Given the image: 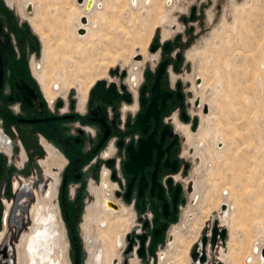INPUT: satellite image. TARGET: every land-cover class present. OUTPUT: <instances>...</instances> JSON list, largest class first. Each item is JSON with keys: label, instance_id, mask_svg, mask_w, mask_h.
Listing matches in <instances>:
<instances>
[{"label": "rangeland", "instance_id": "rangeland-1", "mask_svg": "<svg viewBox=\"0 0 264 264\" xmlns=\"http://www.w3.org/2000/svg\"><path fill=\"white\" fill-rule=\"evenodd\" d=\"M28 1L0 0V40L8 56L24 58L35 79L32 60L37 62V70L41 71L44 67V48L40 35L21 12ZM32 1L35 6L32 19L36 20V25L46 35H51L50 43L56 53L49 62L45 59L48 72L46 78H50L54 87L62 89L54 96L55 100L67 95V99L75 100L76 106L77 102L83 105L82 95L88 91L86 102L89 101L94 83L108 75L113 67L129 65L134 71L136 67H141L139 62L135 63L137 57L134 55L142 52L144 58L149 59V45L154 38L160 42L163 36H168V30L171 34L169 39L176 34L182 35L185 41L180 48L192 61L185 60L184 63H189L190 68L184 67L177 75L181 74L187 87L191 88L193 83L190 79L193 78L199 84L197 77L203 76L204 67H207V89L197 87V95L194 91L193 94L199 101V95L204 93L208 98L210 91H213L211 116L214 118L211 120L208 117L204 121L198 135H194L192 144L187 137L186 140L183 137L182 162L187 163L188 167L182 178L195 181V192L185 197L177 220L164 236L159 251L167 252V259L161 261L160 254L154 264H176L177 260L173 257L179 252L180 244L177 247L174 243L169 244L173 241L170 238L174 234L176 239L177 232H180L186 239H194L199 231V227L194 228L195 222L200 224L203 220L202 229L207 224L211 226L212 216H219L222 212L220 206L216 207L220 200V203L230 204V217L226 223V226H230L229 247L225 253L231 247L230 252L236 254L239 260L253 263L255 255L258 257L254 248H261L264 244V0H140L136 6L131 5V0H100L106 3L105 9L97 8L90 14L98 26L94 27L92 22L88 34L81 37L74 33L79 14L76 8L83 6L86 0L82 4L77 0ZM193 7L196 15L191 21L189 14ZM26 8L27 15L34 13V9L28 11ZM189 27H193L192 32L188 31ZM241 39L245 43L243 46L237 44ZM194 52L197 55L195 58L192 57ZM141 59L142 56L137 60ZM147 64L150 65V62ZM200 109L203 114V105L191 107L190 111L194 114ZM209 128L213 132L210 139L206 140L202 135H206ZM216 151L221 154L216 155ZM45 156V153L34 156L30 159L29 171L19 173L23 182L35 178L33 186L39 191L43 190L46 177L36 160L44 159ZM52 181L56 179L53 177ZM90 181L88 175L87 189ZM73 187L70 184V193ZM46 192H39L40 199L46 196ZM56 199L58 202V196ZM34 201L32 196H28L25 205L32 202L36 204L38 200ZM85 201L77 220L82 247L80 264H87L90 257L84 226L87 212L84 213V210L93 201V197H85ZM55 202L53 204L56 206ZM123 208L131 211L127 206ZM21 212L19 227L8 224L14 246L19 239L22 240L24 234L30 232L32 225V220L28 221L26 209ZM120 214L129 220L119 228L118 233H123L132 217L126 212ZM64 226L70 260L67 264H74L69 234ZM104 239L106 244L113 240L108 234ZM56 251L53 253L55 258ZM121 254L120 264H130V258L137 259L133 255L127 260L130 255H124V248ZM7 258H2L0 264L7 263V260L17 264V250L14 248V252ZM225 264L235 263L225 261Z\"/></svg>", "mask_w": 264, "mask_h": 264}, {"label": "flooded vegetation", "instance_id": "flooded-vegetation-1", "mask_svg": "<svg viewBox=\"0 0 264 264\" xmlns=\"http://www.w3.org/2000/svg\"><path fill=\"white\" fill-rule=\"evenodd\" d=\"M29 1L23 5L21 12L42 40L44 67L41 71L37 70V62L32 60L33 74L36 75L35 79L41 89L31 75L24 58L15 55L8 56L0 40V49L3 55V73L0 79V204L2 206L0 260L2 258L8 259L7 257L12 251L14 252L15 248L18 255L17 264H31V254L35 251L34 244L39 239L42 245L40 253L46 255L47 259L44 264H67L70 260L65 238L64 225H66L70 246L74 254L73 262L75 264L77 245L79 247L80 264L82 247L77 232V220L80 209L88 201V199L85 201V197L91 196L93 201L89 205L87 204L84 210V213L87 212L84 226L86 227L87 247L89 250L96 248L93 249L94 252H90L87 264H108L105 259V257H108L107 242L104 238H99L97 242L91 237L93 233H99L100 230H106L109 227L107 213L121 216L123 219L117 229L114 256L110 264H113L115 258L118 259L117 264L121 263L123 248L124 255H130L126 258L127 260L133 255L137 258H130V264H154L160 254H162L161 261H165L168 257L167 252L159 251L164 236L172 223L177 220L185 197L192 190L193 194L195 192V181H185L182 178L188 165L182 162L184 155L181 153V142L183 137L185 140L187 137L192 144L194 135H198L202 124L212 114L213 91H210L211 95L208 98L204 93L199 95L200 102H197L198 99L193 94L194 91L197 95V87L203 90L207 89V67H204L203 76L197 77L200 83L197 84L198 82L193 81V78H191L193 85L191 88L187 87L188 84L181 78V74L180 76L177 74L184 67L189 69L190 64L184 62L185 60L190 62L192 59L187 56L186 52L184 54L180 48L185 41L182 35L180 34L179 38L176 39V34L172 39H169L171 34L168 30L166 32L167 37L163 36L164 38L160 39V42L158 39L157 42H152L156 43L158 47L150 52L151 57L149 59L144 58V53H138L142 56V59L140 61L136 59L135 63L138 64L139 62L141 67H136L135 71L130 69L129 65L128 67H113L112 72L97 81H105V88H108L111 83L115 84L116 97L112 103L98 100L92 105L90 98L86 102L89 91L86 95H82L83 105H79L77 102L76 106L75 100L67 99V95L62 96L60 100H55L54 96L62 89L54 87L50 82V78H46L45 81L41 78V73L46 67L45 47L41 34L36 30L35 23L32 22L35 6L32 15L25 13L28 3L34 5L32 0ZM100 2L103 3L104 7L102 6L103 8L98 10H104L106 3L104 1ZM131 5H134L132 0ZM191 14L192 10L189 14L192 21L195 19L196 9L193 18H191ZM183 21L186 22V20ZM174 26L176 24L172 27ZM176 31L179 32L178 29ZM188 31L192 32L193 27H189ZM166 40L170 41L171 61L166 65L165 72L161 76L160 92L164 91L166 83V89L171 93L173 103L169 104L167 101V107H161L156 120L157 130H166L162 142L160 132L151 134L154 144H151L150 140L144 148L145 151L149 149L150 162L143 168L142 173H137L135 178L132 179L127 177L124 170V164L129 160V146H131L130 149L136 151L139 141H146L149 136L138 129H133L135 120L143 111L141 87L147 81L144 73L148 69L151 71V79L145 90V100L146 105H148L150 102V86L155 79L156 67L159 62L168 56L162 51ZM20 42H23V40ZM195 52L192 54L193 58L197 56ZM178 55H180V58ZM147 62H150V65ZM176 63L177 69L175 70ZM123 71H126L125 75H122ZM17 82L21 87L17 85ZM97 82L94 83L93 88ZM122 85L125 86V89H121ZM210 88L212 89V87ZM160 98H156V107L161 105ZM204 104H209L210 113L208 115L202 114L201 109L194 114L190 111L191 107L198 108ZM183 112L187 115L188 120L183 118ZM146 114L144 115L146 119L144 118L143 124L148 132L152 133L155 128V121L152 113ZM195 116L200 117L201 120L198 132L190 130L192 119ZM180 127L183 129H180ZM159 143H161L160 146ZM168 146V161L170 163L175 161V168L172 165L163 164L162 160H160L157 168L158 149L160 148L162 155H165ZM42 153L46 154L45 158L37 159L36 164L42 166L46 182L43 190L39 191L33 186L36 183L35 178H28L23 182V178H20L19 173L29 171L30 159ZM88 175L92 180L89 183V189H87ZM53 177L56 179L55 182L52 181ZM141 177L142 190L140 194L139 181ZM190 182L192 183L191 190H189ZM70 184L74 185L72 193H70ZM177 185L180 188L174 200ZM128 190L129 196L127 198ZM39 192H46V196L40 199ZM160 192L162 198L157 196ZM140 195L141 200H139ZM28 196H32L33 201L38 200L37 203L34 204V201L26 206ZM163 200L166 202L165 209ZM54 201H56V206L53 204ZM106 201H108V205H106ZM113 204L118 205V208L114 209ZM125 206L129 207L131 211L124 209ZM23 209H26L28 221L31 222L30 220H32V225L30 232L24 234L22 240L19 239V242L14 246L13 239H11L12 233L8 231V224L12 223L19 227L21 223L19 216L22 214L21 210ZM123 212H126L129 216L131 215L132 218L126 231L118 233L119 228L129 222V220H125L123 214H120ZM3 215L5 216L3 217ZM173 236L170 238L173 241L169 244L174 243L175 247L179 244L180 247H184L189 241L185 236L180 235V232H177L176 239L174 234ZM54 237L58 239V245L53 244ZM142 237H144L143 242ZM119 239L122 242L121 246L118 245ZM180 247L178 248L179 252L173 258L177 260L176 264H186L185 255L182 253L185 248L181 249ZM141 248L143 249L141 251L143 256L139 254ZM56 249L57 256L55 258L53 256L54 252H52V255H50V252ZM6 262L5 264H13L9 260ZM187 262L190 264L189 253ZM36 264H41L40 260Z\"/></svg>", "mask_w": 264, "mask_h": 264}, {"label": "water", "instance_id": "water-1", "mask_svg": "<svg viewBox=\"0 0 264 264\" xmlns=\"http://www.w3.org/2000/svg\"><path fill=\"white\" fill-rule=\"evenodd\" d=\"M77 2L82 4L83 0H77ZM92 5H93V0H87L86 4H85V11L89 12L92 8ZM191 10H192L191 18H193L195 8L193 7ZM80 21L82 23L86 24L87 18L85 16H82L80 18ZM77 30H78V33H81V34L85 33V29L82 27H80ZM179 36L180 35L177 34L176 39H178ZM153 41L157 42V39L154 38ZM156 47H158L156 43H150L149 50L154 51L156 49ZM170 49H171L170 41L164 42L163 47H162V51L165 54H167L168 56H166L161 62H159L157 67H156L155 79L150 86V102L148 105H146L145 90L147 89L148 83L151 79V71L148 69L144 73L147 81L141 87V99H142L143 111L138 115L137 119L135 120L134 125H133V129H138L144 133H147V135H149V136H148V139L146 141L145 140L139 141L136 151H133L132 149H130L131 146H129V152H128L129 153V160L124 164V170H125L127 177H131L132 179L135 178L137 173H142L143 168L146 165H148L150 162L149 149L145 151L144 148H145V144H147V142L149 143L150 140H151V144H154V142L151 139L152 138L151 134L160 132L161 142H162V137L166 131V130H163V131L157 130L156 120L158 117V113L161 111V107H167V103H166L167 101L169 104L173 103V101L171 99V93L169 91H167V89H166V85H167L166 83L164 85V87H165L164 91L160 92L161 76L165 72L166 65L168 63H170V61H171V56H170V52H169ZM134 56L137 57V59L141 58V55H139V54H136ZM178 57L180 58V55H178ZM0 66H1V70H0V79H1L2 73H3V55H2L1 49H0ZM174 69L175 70L177 69V63L175 65ZM109 72H112V69ZM125 72L126 71H123L122 75H125ZM17 85L20 86V84L18 82H17ZM104 86H105V81H99L96 83L95 87L90 90L89 94H90V101H91L92 105L94 104L95 101H98V100H102L106 103H112V101L116 97L115 84L111 83L108 88H105ZM121 89H125V86L122 85ZM158 97H161L160 98L161 99V105L156 107V102H157L156 98H158ZM197 102H198V100H197ZM202 111L204 114H206L208 112L207 104L203 105ZM145 113H147V114L152 113V117L154 118L155 128L152 131V133L148 132L145 125L143 124V120L145 118V116H144ZM182 116L185 120H188V117H187V115L184 114V112L182 113ZM198 125H199V117L195 116L192 119V122L190 125V130L192 132H196ZM160 144L161 143H159V146H160ZM169 146L166 148L165 155H162V153L160 152V148L158 149L157 160H156L157 168L159 167L160 160H162L163 164L172 165V167L175 168V161H174V163H172V162L170 163L168 161L169 160L168 159V157H169ZM0 169H1V162H0ZM4 173H6V171H4ZM191 186H192V183L190 182L189 183V190L192 189ZM179 188H180L179 185H177L175 188L174 200L177 197ZM141 190H142V177L140 178V181H139V192H140V194H141ZM128 196H129V190L126 194L127 198H128ZM157 196H158V198H162L161 192ZM139 200H141V195H140ZM105 203H106V205H108V201H106ZM163 204H164V209H165L166 208V202L164 200H163ZM224 206L225 205L222 204L221 208L224 209ZM112 207L114 209H117L118 205L113 204ZM1 212H2V206L0 204V219H1ZM143 238L144 237H142V242H143ZM154 238H155V236H154ZM226 238H227V228L220 224L219 219L217 218L216 215H213L212 216V225L211 226L209 224L205 225V227L201 230L198 241L195 242L190 249L189 257L191 260V264H223L222 261L217 258L216 252H217V247L219 246V244L225 246ZM4 249H5V245H4ZM142 250H143L142 248L139 250V254L141 256H143L141 253ZM263 254H264V248H263ZM75 264H79V247L77 245H76V254H75Z\"/></svg>", "mask_w": 264, "mask_h": 264}, {"label": "bare ground", "instance_id": "bare-ground-1", "mask_svg": "<svg viewBox=\"0 0 264 264\" xmlns=\"http://www.w3.org/2000/svg\"><path fill=\"white\" fill-rule=\"evenodd\" d=\"M87 1V0H86ZM86 1H85V3H84V5L83 6H79L80 8H76L77 10H79V14H78V17H77V23H76V25H75V27H74V33L76 34H78V35H81V36H84V35H86L87 34V31L88 30H90L92 27H91V23L93 22L94 23V27H97L98 25H96L95 24V20H93L92 19V11L95 9V8H102V7H100V5H102L103 3L102 2H100V1H98V0H93V5H92V8H91V10L89 11V12H86L85 11V4H86ZM129 1V0H128ZM139 2H140V0H138ZM150 0H147V2H149ZM28 2H30V1H28ZM83 2H84V0H83ZM137 3V0H132V4H134L133 6H136L135 4ZM138 4V3H137ZM95 5V6H94ZM27 10L28 11H31V10H33L34 9V5L32 4V3H28L27 4ZM113 9H115L114 7H112ZM83 10H84V12H83ZM89 13H91V15H89ZM89 15V16H88ZM82 16H85L86 18H87V23L85 24V23H82L81 21H80V18L82 17ZM90 18V19H89ZM32 22L33 23H35L34 24V26H35V28H36V30L41 34V36H42V39H43V42H44V47H45V55H44V59H46V60H48V62L50 61V59L52 58V56L54 55V54H56L55 52H53V47H52V45H51V43H50V41H51V35H46L43 31H42V29L40 28V27H38V25H36V20L34 19V20H32ZM92 23V24H93ZM80 27H82V28H84L85 29V33H83V34H81V33H78V30L77 29H79ZM238 42V41H237ZM240 43H237L239 46H243V45H245V43L243 42V40L241 39L240 41H239ZM242 43V44H241ZM226 48L227 47H225L223 50H224V52L226 51ZM230 48V47H229ZM230 50V49H229ZM232 50V49H231ZM228 61V60H227ZM47 75H48V72H47V69L45 68L44 69V71L41 73V78H42V80L43 81H45V79H46V77H47ZM207 106H208V112L206 113V115H208L209 113H210V109H209V105L207 104ZM212 118H214V117H212L211 116V120H212ZM199 128H200V117H199V125H198V128H197V131L196 132H198V130H199ZM213 131H212V129L211 128H209L208 129V132H206V135H202V137H204V138H206V140H207V138L208 139H210V137H211V133H212ZM215 134H218V133H214V135ZM217 140H219V137L217 136ZM221 153L220 152H218V151H216V155H220ZM192 183H193V181H192ZM193 187H194V183H193ZM193 191V190H192ZM221 202V200L217 203V208L220 206L221 207V205L222 204H224L225 206H224V209H222L221 208V210H222V212L220 213V215L218 216V214L216 215L217 216V218L219 219V222H220V224L222 225V226H224V227H226L227 228V238H226V240H225V246L224 245H221V244H219V246L217 247V252H216V256H217V258L219 259V260H221L222 261V263L223 264H225V261L228 263V262H230V261H232V262H234L235 264H248L249 263V261H245V262H243V261H241V260H239V258H238V256L236 255V254H234V253H231L230 251H231V247H230V250H229V252L228 253H225V252H227V250H226V248H227V246L229 247V239H228V235H229V237H230V226H229V224H228V226H226V223H228V221H229V217H230V204L228 203V202H222V203H220ZM221 204V205H220ZM220 210V209H219ZM98 215V214H97ZM100 215V214H99ZM225 216V217H224ZM102 218H103V216H101ZM107 217H108V220H109V227L106 229V230H100V232L99 233H93V235L91 236L92 238H94V240H97V242H98V239L100 238V239H102V238H105V235L106 234H108L113 240H112V242L110 243V244H106V248L108 249V257H105V259H106V261H108V264H110L111 263V259H112V257L114 256V249H115V242H116V237H117V235H116V233H117V229H118V227L120 226V224H121V221L123 220L122 219V217L121 216H115V215H113L112 213H107ZM196 221V220H195ZM202 221L203 220H201V223L200 224H198V221H196L195 222V224H194V228H197V227H199V231L197 232V234H196V236L194 237V239H192V240H189L187 243H186V245H184V248H185V250L182 252L183 253V255H185V258H186V264H188V262H187V260H188V253H189V251H190V248L192 247V245H193V243L199 238V235H200V230L202 229V225L201 224H203L202 223ZM199 225V226H198ZM92 228V227H91ZM96 228V227H95ZM38 232H40V231H38ZM92 234V233H91ZM90 237V238H91ZM179 241H181V240H179ZM42 242H43V240H42ZM93 242V241H92ZM197 242V241H196ZM58 239L57 238H55L54 237V240H53V244L54 245H58ZM96 243V242H95ZM185 243V242H184ZM90 244H91V242H90ZM121 244H122V242H121V239H119L118 240V245L119 246H121ZM91 246V245H90ZM220 247H221V249H220ZM264 247V244L262 245V247L261 248H259V247H255L254 248V251H255V253L258 255V257L255 255V261L252 263V261H251V264H264V254H263V251H262V253H261V249ZM92 248V247H91ZM96 248V247H95ZM95 248H93V249H95ZM34 249H35V251H33V253L31 254V264H36L37 262H38V260H40V263L41 264H44L45 263V261L47 260L46 259V255H44V254H41L40 253V250L42 249V245H41V241L38 239L36 242H35V244H34ZM93 249L90 251V252H92L93 251ZM220 249V250H219ZM52 252H54V251H52L51 250V252H50V255H52ZM94 252V251H93ZM220 252V253H219ZM218 253H219V255L220 256H218ZM92 254V253H91ZM224 255V259H223V255ZM93 255V254H92ZM248 256V257H247ZM246 257H247V259L249 258V255H247ZM51 257V256H50ZM92 257V256H91ZM52 258V257H51ZM258 258H259V261H258ZM184 259V258H183ZM117 261H118V259L117 258H115L114 260H113V264H117ZM248 262V263H247Z\"/></svg>", "mask_w": 264, "mask_h": 264}, {"label": "built area", "instance_id": "built-area-1", "mask_svg": "<svg viewBox=\"0 0 264 264\" xmlns=\"http://www.w3.org/2000/svg\"><path fill=\"white\" fill-rule=\"evenodd\" d=\"M5 215H3V217H4Z\"/></svg>", "mask_w": 264, "mask_h": 264}]
</instances>
